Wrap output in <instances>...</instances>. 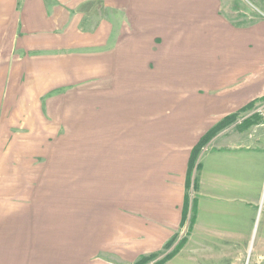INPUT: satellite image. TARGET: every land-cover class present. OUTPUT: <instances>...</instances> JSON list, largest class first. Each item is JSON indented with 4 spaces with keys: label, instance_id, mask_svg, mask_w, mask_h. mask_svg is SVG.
<instances>
[{
    "label": "crops",
    "instance_id": "obj_1",
    "mask_svg": "<svg viewBox=\"0 0 264 264\" xmlns=\"http://www.w3.org/2000/svg\"><path fill=\"white\" fill-rule=\"evenodd\" d=\"M222 9L0 0V264H122L156 250L183 224L187 186L177 255L248 261L264 189V125L249 106L264 99V15L235 23ZM241 112L255 116L222 125ZM117 225L148 236L119 251ZM250 263L264 264V247Z\"/></svg>",
    "mask_w": 264,
    "mask_h": 264
},
{
    "label": "rangeland",
    "instance_id": "obj_2",
    "mask_svg": "<svg viewBox=\"0 0 264 264\" xmlns=\"http://www.w3.org/2000/svg\"><path fill=\"white\" fill-rule=\"evenodd\" d=\"M223 13L229 17V20L233 22H240V23H248V22H253L264 15V0H223ZM263 98V97H262ZM257 99L256 101H252L254 104L250 107L252 110L256 107H262L264 104V99ZM249 109H246L248 111ZM244 114V112L237 113L235 115H230L228 116L224 121H223V126L224 125H229L233 124L235 126H243V124L248 120L249 117H254L255 115H247ZM255 119H258L261 121V123L264 124V120L262 119V116L256 115ZM259 121V122H260ZM208 144V143H207ZM206 144V145H207ZM205 145V146H206ZM203 146V147H205ZM195 164H198V156L195 161ZM194 167L192 166L190 168V173H192V170ZM190 185V184H189ZM190 188V187H189ZM187 186V194H189L190 200H188L189 203H191L192 208L190 211V206H189V211L190 215L193 217V212H194V206H193V195L192 190L189 189ZM188 197V196H187ZM264 189H263V195H262V203L260 205V210L259 214L256 218L255 226H254V232L252 235V238L249 243V250H248V261L245 262V264H251L250 260L253 254H255L259 248L264 247ZM186 204V200H185ZM184 213V211H183ZM86 215V212H85ZM189 216L187 215L184 216L183 214V224L181 228H179V231L176 232V234L172 235L166 242H164L161 247L158 249H154L153 251L147 252L146 254L139 255V257L132 258L126 261H121L122 264H185V260L183 259L184 254L180 255L177 253L184 247L186 240H187V234H188V228L185 225V221L187 220ZM132 221V219H131ZM130 221V222H131ZM188 222V221H187ZM118 227L114 228L115 229V235L117 236L116 238V249H119V251H129V249H133L134 245L136 242H142L144 239H146V232L147 228H142L139 225L133 226V227H127L124 225H117ZM126 228L129 230L125 233ZM133 229L134 231H132ZM118 231V233H117ZM142 231V233L146 234L144 236H139V233ZM118 234V235H117ZM129 236V240L127 241L125 238ZM148 236V235H147ZM128 238V237H127ZM132 239V240H131ZM180 244V245H179ZM180 247L179 251L177 249ZM118 251V250H117ZM116 251V252H117ZM175 253V254H174ZM112 251H102L99 255V257H107L108 255H112ZM174 254V256H173ZM149 256L153 255L155 256L154 258L150 259L149 261L139 263L140 259L142 256ZM173 257H170V256ZM177 255V256H176ZM108 256V257H109ZM254 264V263H253Z\"/></svg>",
    "mask_w": 264,
    "mask_h": 264
},
{
    "label": "trees",
    "instance_id": "obj_3",
    "mask_svg": "<svg viewBox=\"0 0 264 264\" xmlns=\"http://www.w3.org/2000/svg\"><path fill=\"white\" fill-rule=\"evenodd\" d=\"M253 105V103L249 104V106L251 107ZM216 130H209L200 140L199 142L197 143V145L192 149V152H191V157H190V167H194L195 166V161L197 159V156L199 155V153L201 152V149L203 148V146H205L210 140L211 138L214 136ZM190 184V183H189ZM188 197L186 199V204H185V207H184V216L187 217V215L189 214V206H190V203L188 202ZM191 220H193V217H191ZM180 245V244H179ZM180 249V247L177 249L176 252H178ZM175 254V253H174ZM173 254V256H174ZM172 255L170 257H173ZM155 256L153 255H143L139 261V263H143V262H146V261H149L150 259L154 258ZM158 264V263H157Z\"/></svg>",
    "mask_w": 264,
    "mask_h": 264
},
{
    "label": "built area",
    "instance_id": "obj_4",
    "mask_svg": "<svg viewBox=\"0 0 264 264\" xmlns=\"http://www.w3.org/2000/svg\"><path fill=\"white\" fill-rule=\"evenodd\" d=\"M254 113H256L257 115L259 116H262V119L264 120V104L262 107H256V104H255V108H254ZM264 125V124H263ZM204 148V147H203Z\"/></svg>",
    "mask_w": 264,
    "mask_h": 264
}]
</instances>
